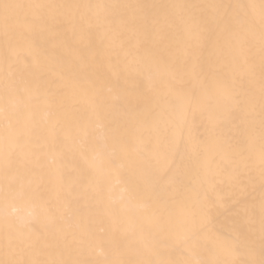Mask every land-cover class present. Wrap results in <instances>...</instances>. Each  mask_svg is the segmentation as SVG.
I'll list each match as a JSON object with an SVG mask.
<instances>
[{
  "label": "snow or ice",
  "instance_id": "6c2138e0",
  "mask_svg": "<svg viewBox=\"0 0 264 264\" xmlns=\"http://www.w3.org/2000/svg\"><path fill=\"white\" fill-rule=\"evenodd\" d=\"M0 264H264V0H0Z\"/></svg>",
  "mask_w": 264,
  "mask_h": 264
},
{
  "label": "bare ground",
  "instance_id": "6f19581e",
  "mask_svg": "<svg viewBox=\"0 0 264 264\" xmlns=\"http://www.w3.org/2000/svg\"><path fill=\"white\" fill-rule=\"evenodd\" d=\"M222 219H223V218H222ZM217 227H218L219 229H221V230H225L226 227H227V222L225 221L223 225H219V224H218Z\"/></svg>",
  "mask_w": 264,
  "mask_h": 264
}]
</instances>
